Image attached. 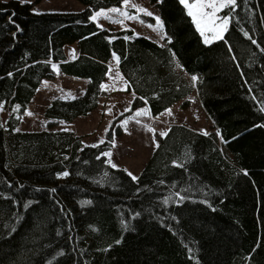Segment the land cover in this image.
<instances>
[{
  "label": "trees",
  "instance_id": "1",
  "mask_svg": "<svg viewBox=\"0 0 264 264\" xmlns=\"http://www.w3.org/2000/svg\"><path fill=\"white\" fill-rule=\"evenodd\" d=\"M37 1L0 0V264H264V0H237L225 40L210 44L180 0H149L163 44L91 19L122 0L40 12ZM113 53L132 109L157 116L188 106L196 89L217 128L171 123L137 181L103 155L120 116L97 144L70 129L17 131L43 79L56 77L52 65L88 82L74 99L51 100L49 125L94 109Z\"/></svg>",
  "mask_w": 264,
  "mask_h": 264
},
{
  "label": "rangeland",
  "instance_id": "2",
  "mask_svg": "<svg viewBox=\"0 0 264 264\" xmlns=\"http://www.w3.org/2000/svg\"><path fill=\"white\" fill-rule=\"evenodd\" d=\"M25 1L34 2L36 0ZM189 2H191V0H189ZM133 4L152 12L154 16H158L163 22L158 6L152 4L149 0H128V5L126 6L129 15H138L139 20L144 21V23H140L137 20H124L123 24H115L110 23L103 18H98L95 22L102 27H111L115 30L132 28L135 34L145 35L158 43L163 44L165 40L160 39L157 32L147 26L148 24L155 25V19L144 13H135V9L131 7ZM85 7L86 5L79 0H38L35 2L33 9L38 12L77 11L84 9ZM112 8H122V2L119 5L99 8L93 12L92 16L98 11H107ZM227 13L228 12H224L223 10L219 15L224 16ZM112 15L114 18H117L116 14ZM69 49L74 48L70 45L68 47V50ZM115 57H118L117 53H113L112 58L108 63L109 67L112 70V74L116 75L118 72L121 79H123L124 76L120 72L119 62L117 63ZM177 64L179 63L177 62ZM177 68L182 70L181 66ZM121 79L112 86L109 84H103L108 86L107 90H102L99 95L97 106L87 114L79 115L73 120H57L54 125H49L50 119L45 116L44 110L51 100L58 96L63 98L74 97L85 89L88 82V78L86 77L63 73L59 70L55 78L43 79L42 86H40L27 108L21 112V120L17 129H70L81 135L85 144H97L104 140L108 129L116 117L120 116L117 123L122 126V122L133 116L137 110L147 109L145 106H140L135 109L131 108L134 96H130L124 90H120L122 88ZM113 86L115 90L113 89ZM111 88L113 90H111ZM68 93H71L72 95L69 96ZM187 99L190 101L188 106L182 105L183 100H179L176 104L171 106V108H169L172 110L171 115H167L163 112V115H161V113L157 116L150 115L139 117L138 119L140 120V123H136L135 120H129L127 131H125L123 127L124 133L116 134L114 138V146L106 151L111 153L112 164L138 176L155 148V144L160 136L159 133L161 131H166L169 125L173 122L185 123L206 132H216V125L202 105L197 90L194 89L187 96ZM128 108H131L132 111H125ZM109 109L111 111H109ZM29 112L32 113V115H28L27 113ZM0 116L3 122H5L8 116V110L3 109L0 111ZM147 127L154 129L155 135L152 132L147 131Z\"/></svg>",
  "mask_w": 264,
  "mask_h": 264
},
{
  "label": "snow or ice",
  "instance_id": "3",
  "mask_svg": "<svg viewBox=\"0 0 264 264\" xmlns=\"http://www.w3.org/2000/svg\"><path fill=\"white\" fill-rule=\"evenodd\" d=\"M19 2L24 3L25 0H19ZM157 3H162V0H157ZM180 3L185 6L187 9V15L191 17L193 23L195 24L198 32L200 35L203 37V42L205 44H210L213 41H222L225 40V33L228 30V25L230 20L232 19L231 13L234 11L236 5H237V0H180ZM128 5V0H122V8H112L107 11H98L95 15L91 17L93 21H97L98 18H103L108 20L110 23H115V24H123L124 20H137L140 23H144V21L139 20L138 15L132 14L129 15V12L127 10ZM132 8L135 9V13H144L145 15L149 17H153L156 21L155 25L148 24L147 26L152 28L153 31H156L157 34L159 35L160 39H166V33L163 31L164 29V24L161 21V19L158 16H154V14L150 11H147L146 9L139 7L135 4L131 5ZM224 9H228V13L225 14L224 16H220L219 13L223 11ZM112 14H116L117 18H114ZM18 27V26H17ZM19 30V29H18ZM139 35V34H137ZM246 36H248L247 33H245ZM250 40L252 39L250 36L248 37ZM125 39H129V37H125ZM168 41L171 42L170 38H168ZM253 44H256L255 40H252ZM73 57L75 56V50H71ZM261 51L264 52V48H261ZM117 63L119 62V57H115ZM53 69L58 73L59 69L56 65H52ZM177 67H180L179 64H177ZM11 75V74H9ZM106 75L110 76L112 75V70L111 68L109 71L106 73ZM116 80L121 79L120 74L117 72L115 78ZM192 80L195 82L197 80L196 76H192ZM46 83V82H45ZM106 85H101V88L107 90ZM128 85L125 83V86L123 89L120 90H127ZM114 89V86H113ZM115 90V89H114ZM69 96H71V93H68ZM133 96H135V93H132ZM73 99L75 97H72ZM254 100L256 99L255 97H252ZM143 99V98H141ZM146 103V101H145ZM16 108H19V105L16 106ZM3 110V105L0 104V111ZM258 110L261 112H264V100H261L258 106ZM109 111H111L109 109ZM125 111H132L131 108L126 109ZM165 113L167 115L172 114L171 109H166ZM28 115H32V113H27ZM123 114V113H122ZM162 113L161 115H163ZM151 112L150 109H139L137 110L133 116L129 117L128 120H125L122 122V127H124L125 131H127V124L129 120H135L136 123H140V120L138 119L139 117L143 116H150ZM2 126V125H0ZM261 127H264V125H260ZM19 131V129H17ZM147 131L152 132L155 135V130L147 127ZM166 131H161L159 133L160 136L166 137L167 136ZM204 135H208L206 131L203 132ZM100 143H103L101 141ZM110 143L113 144L114 146V141H110ZM93 147H97L98 145H92ZM155 147H159V144L156 143ZM105 157H108V163L111 164L112 167H116L115 164H112L111 161V153L110 152H105L103 153ZM100 157H97L99 159ZM177 167H183V165H176ZM58 177H67L69 173L67 171L57 174ZM128 175L131 177L133 181H137L138 177L133 175L131 172H128ZM52 191H55L53 189ZM177 196H179V193H176ZM180 200H183V196H179ZM165 204L168 203V200L163 201ZM83 204L90 203L88 201L82 202ZM27 207V205H25ZM60 255H63V253H60Z\"/></svg>",
  "mask_w": 264,
  "mask_h": 264
},
{
  "label": "crops",
  "instance_id": "4",
  "mask_svg": "<svg viewBox=\"0 0 264 264\" xmlns=\"http://www.w3.org/2000/svg\"><path fill=\"white\" fill-rule=\"evenodd\" d=\"M72 46H73V48L75 49V45H72ZM111 58H112V57H111ZM110 60H111V59H110ZM110 60H109V62H110ZM109 69H110V67H109ZM56 76H57V75H56ZM115 76H116V75H114V74H112L111 77L108 76V75H106L105 79H104L103 82H102V85H103V84H109L110 86H112L113 84L117 83L120 79H119V80L114 79ZM121 82H122V88H121V89H123L124 86H125V83H127L126 80H125V77H124L123 79H121ZM42 83H43V81H42ZM42 83H41L40 86H42ZM40 86H39V88H40ZM39 88H38V89H39ZM102 90H104V89L102 88ZM111 90H113V89L111 88ZM37 91H38V90H37ZM124 91H125V90H124ZM125 92H127L130 96H133V95H132V93H133L132 91H127V90H126ZM36 93H37V92H36ZM35 95H36V94H35ZM33 98H34V97H33ZM174 104H176V102H175ZM174 104H172L171 106H173ZM142 106H143V107L145 106L147 109H149L148 106H147V104H143ZM171 106H170L169 108H171ZM169 108H167V109H169ZM163 112H165V110H164ZM163 112H162V113H163ZM160 114H161V113H160ZM123 133H124V132H123ZM123 133H122V134H123ZM121 136H122V135H121Z\"/></svg>",
  "mask_w": 264,
  "mask_h": 264
},
{
  "label": "built area",
  "instance_id": "5",
  "mask_svg": "<svg viewBox=\"0 0 264 264\" xmlns=\"http://www.w3.org/2000/svg\"><path fill=\"white\" fill-rule=\"evenodd\" d=\"M69 55H70V56H72V55H73V54H72V51H70V52H69Z\"/></svg>",
  "mask_w": 264,
  "mask_h": 264
}]
</instances>
